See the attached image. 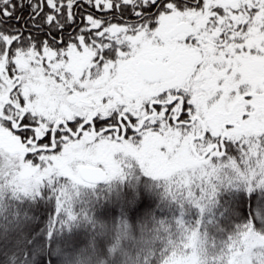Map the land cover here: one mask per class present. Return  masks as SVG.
Returning <instances> with one entry per match:
<instances>
[{"label": "snow or ice", "instance_id": "obj_1", "mask_svg": "<svg viewBox=\"0 0 264 264\" xmlns=\"http://www.w3.org/2000/svg\"><path fill=\"white\" fill-rule=\"evenodd\" d=\"M0 264H264V0H0Z\"/></svg>", "mask_w": 264, "mask_h": 264}]
</instances>
